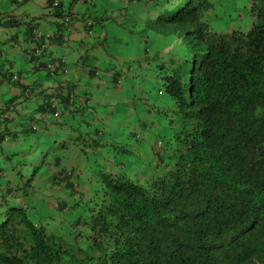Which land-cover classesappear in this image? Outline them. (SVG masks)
<instances>
[{
	"label": "trees",
	"instance_id": "obj_1",
	"mask_svg": "<svg viewBox=\"0 0 264 264\" xmlns=\"http://www.w3.org/2000/svg\"><path fill=\"white\" fill-rule=\"evenodd\" d=\"M55 1L61 28L34 25V55L69 40ZM125 1L144 53L88 66L84 49L57 87L11 74L28 112L0 106V264H264V0L229 25L219 0ZM80 22L91 49L98 23ZM116 105L141 118L118 126Z\"/></svg>",
	"mask_w": 264,
	"mask_h": 264
},
{
	"label": "crops",
	"instance_id": "obj_2",
	"mask_svg": "<svg viewBox=\"0 0 264 264\" xmlns=\"http://www.w3.org/2000/svg\"><path fill=\"white\" fill-rule=\"evenodd\" d=\"M114 2H119L130 8L117 13L120 15L126 13L125 18H130L131 21L141 10L138 5H135L138 6L136 10L133 9L134 5L127 3L125 0H114ZM79 3L82 5L80 6ZM51 6L50 0H0V13L7 12L9 15L13 14L14 16L11 15V17L17 20L14 24H4L5 21L0 22V106L3 105L4 107L8 104L10 108L14 110L25 109L23 112H28L26 109L28 104L25 106V103H18L25 95L22 94V88L14 83L11 74L18 73L23 77L24 81H35L42 89L45 88L47 84L54 87L60 85L62 83L61 76H48L45 70L44 62L47 61V58L51 57L52 54L53 56L64 55L63 58L65 62L68 60L67 67L65 68L66 72L69 71V64L72 63H74V72L76 74L80 75L82 72H85V68L79 64V58H82L81 52L86 48L85 46L88 45L87 43L90 42L89 39H91L92 36L86 34L80 21L85 20L87 17L91 19L95 18L97 22V15L92 17L91 14L97 12L98 2L95 0H62V8H70L71 12H73V16L75 15L70 24L71 33L69 40L63 41L61 38L56 37L51 42L48 53L41 56L34 55L31 51V47L36 39L32 33V27L36 25L45 33L61 28V26L58 27L60 20L53 22L45 16V11L48 7H50V11L53 10V16L56 15L55 8ZM100 8L105 12V17L108 15L111 16L112 14L110 13H116L102 5ZM56 11H58V9H56ZM76 16L78 18H76ZM79 18H81V20H79ZM100 21L97 23L100 24ZM63 46H66V50L69 48V52H65ZM21 63H27L28 68L25 69L23 65L21 66ZM18 96L20 99H17L11 104L8 103L13 97ZM34 104L35 103L29 105L34 107ZM34 115L40 116L36 111Z\"/></svg>",
	"mask_w": 264,
	"mask_h": 264
},
{
	"label": "rangeland",
	"instance_id": "obj_3",
	"mask_svg": "<svg viewBox=\"0 0 264 264\" xmlns=\"http://www.w3.org/2000/svg\"><path fill=\"white\" fill-rule=\"evenodd\" d=\"M96 2H98V10L96 13H94L93 15H102V11H101V5L103 7H107L108 9H110L113 12L116 13H110L112 15H114V18L117 20V23L114 21H110L108 19H106L105 21H101L100 24H95L94 25V38L93 40L96 42L98 40V42L96 44H92L91 43V49L89 48V46H85V50L83 51V53L87 52V57L84 58V62L86 63H90L88 66H92V65H96V66H103L106 63H109L111 59L115 58L117 60H119L118 58H126V59H130L133 60L134 59V51L140 52L139 54H141L142 52L144 53V47L142 42H140L138 44V42L134 45L131 46L132 40L134 39L133 36L134 34H132V32L130 31V26H128V22L126 21L127 19L125 18V14L123 13L122 15L118 14L117 12H122L125 11L128 8L127 6L119 3V2H114V0H95ZM102 1V2H101ZM124 2V1H123ZM125 3V2H124ZM79 5L81 6L82 4L79 3ZM251 7V0H219V3L217 4V7L215 8L218 11V20H223L226 23L231 24L230 23V18H238L240 15L244 16L245 14L249 13V9ZM65 8V12L69 13L70 12V8L68 7H64ZM138 6H133V9H137ZM20 9V7H19ZM18 10V9H16ZM99 11V12H98ZM46 14L45 16L47 17V19L56 22L57 20H62V17L60 16H53V10L50 11V7H48L46 9ZM134 13V12H133ZM136 13V12H135ZM2 15V20L4 21L7 18L8 13H0ZM13 15V14H10ZM56 17V18H55ZM130 19V18H129ZM240 20H242L240 18ZM124 21V22H123ZM98 22V21H97ZM96 22V23H97ZM243 22H245V20H243ZM151 31V29H149ZM148 32V31H147ZM150 35L152 36V40L154 39L153 35L154 33H150ZM93 36V35H92ZM98 36L104 37L105 41H100V39H98ZM160 40V39H159ZM167 41V39H166ZM103 42V43H102ZM153 42H150L151 45ZM64 51H68L69 52V48L66 50V46H63ZM83 60V59H82ZM120 61V60H119ZM20 62V61H19ZM136 62V61H135ZM24 66L25 69L28 68V64H22L21 66ZM131 71H127L128 74H130ZM76 76H78V74H76L74 72V63L69 64V72L63 74L61 77L65 80H71L73 78H75ZM46 77V76H45ZM79 85L80 87L83 85V82L79 79ZM93 94H94V98H97V94L96 91L92 90ZM93 101H95L93 99ZM126 105H121L120 106H115L114 110L115 112H118L117 110H120L119 112V116L121 115V123H119L118 120H116L115 116L113 117V119H110L111 121L118 123V126L124 125L127 123V119H128V115L131 116L133 115V117H136L137 119L141 118V114L139 115L136 111H134V113H131L128 111H126ZM120 108V109H119ZM110 109V107H107V117H111V113H113V107L111 106V110L108 111ZM104 112H106V110H104ZM120 128V129H119ZM119 128H112L110 131V135L109 137L112 136H118L121 132V130H123V128L119 127ZM142 129V126L139 125L138 127V131L140 132ZM165 129L163 131H161V133H165ZM146 153V152H145ZM144 153V154H145Z\"/></svg>",
	"mask_w": 264,
	"mask_h": 264
},
{
	"label": "built area",
	"instance_id": "obj_4",
	"mask_svg": "<svg viewBox=\"0 0 264 264\" xmlns=\"http://www.w3.org/2000/svg\"><path fill=\"white\" fill-rule=\"evenodd\" d=\"M55 3H58V0H56ZM45 45V43H42L41 47H45Z\"/></svg>",
	"mask_w": 264,
	"mask_h": 264
},
{
	"label": "bare ground",
	"instance_id": "obj_5",
	"mask_svg": "<svg viewBox=\"0 0 264 264\" xmlns=\"http://www.w3.org/2000/svg\"><path fill=\"white\" fill-rule=\"evenodd\" d=\"M8 16L11 17V15H9V14L7 15V17H8ZM13 16H14V15H13Z\"/></svg>",
	"mask_w": 264,
	"mask_h": 264
}]
</instances>
